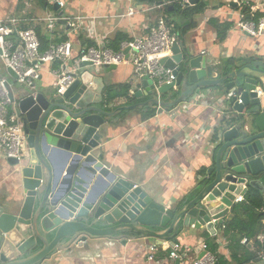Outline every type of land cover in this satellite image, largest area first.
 <instances>
[{
  "label": "water",
  "instance_id": "water-1",
  "mask_svg": "<svg viewBox=\"0 0 264 264\" xmlns=\"http://www.w3.org/2000/svg\"><path fill=\"white\" fill-rule=\"evenodd\" d=\"M54 8L64 15L59 3ZM160 63L176 75L175 82L159 88L160 100L154 80L145 75L135 84L142 86L135 96L151 99L108 110L103 71L94 69L84 70L62 95L27 92L18 98L30 150L20 161L8 159L19 168L24 199L17 210L0 204V264H40L89 239L144 236L160 245L183 227H205L216 238L238 195L249 186L264 195V59L244 66L210 63L180 40ZM207 96L223 111L211 164L175 206L103 162V127L124 111L144 107L146 119L152 107L178 111Z\"/></svg>",
  "mask_w": 264,
  "mask_h": 264
},
{
  "label": "crops",
  "instance_id": "crops-1",
  "mask_svg": "<svg viewBox=\"0 0 264 264\" xmlns=\"http://www.w3.org/2000/svg\"><path fill=\"white\" fill-rule=\"evenodd\" d=\"M64 1L63 12L68 16H97L96 35L105 37L108 44L121 33L125 34L128 40L146 35L148 27L155 23L159 16L167 14L172 19L171 15L178 13L182 20L176 23L172 19L178 32L180 28L190 25L182 36L183 43L197 54L204 51L203 54L207 55L210 63L231 59V66H241V59L252 56L257 57V60L264 59V33L253 36L243 32L238 26L240 20L248 19L251 7L258 9L260 15H264V0H239L240 4L237 0H202L206 4L204 9H198L196 3L186 8L178 5L179 11L173 7L169 9V5L162 9L153 8V5L137 0ZM232 1L238 4L232 5ZM129 9L137 12L132 16L125 15ZM50 13H58L52 0H45V3L41 0H0V18L21 19L22 26H31L37 30L39 36L46 41V47L54 40L58 43L59 40L71 39L75 43L76 55L83 46V36L87 37L86 32L76 34L61 23L56 26L54 37L51 38L43 20ZM23 19L32 20L26 22ZM214 21L231 24L224 39L219 38L218 24ZM88 40L95 43L94 39ZM59 65L60 63L56 62L41 67L42 77L37 82L35 91L27 90L16 82L18 87L14 86V98L18 101V98L27 92H36L35 95L42 93L45 96L56 94L52 70L59 68ZM133 69V65L126 61L110 72L105 69L102 72L106 87H130L129 95H122L108 102V110L151 99L152 96H135V92L142 86L138 83L133 86ZM0 76L7 79L11 77L1 59ZM213 101L211 96H207L201 101L186 102L178 111L165 109L162 113L157 112L158 108L152 107L148 112L151 114L146 119L144 114L147 110L144 107L126 111L114 122H109L103 127V162L111 171L142 186L156 200L168 207L175 206L211 164L213 138L223 112ZM29 150L27 144L26 155ZM57 159L62 160V156L58 155ZM23 199L19 168L9 163L0 152V204L8 210H17ZM232 217L234 214L231 208L225 221L231 220ZM221 226L217 227L218 235L214 237V242L219 244L218 252L230 259L228 240L223 236ZM205 232L210 235L205 227H183L176 235V240L184 245L189 256L195 257L206 242ZM52 237L53 235L50 236ZM170 242L171 240H164L158 245L154 258L149 259V247L156 244L154 238L130 236L119 240L89 239L83 244H72L67 250L53 253L40 264H176L177 260L169 257ZM247 242V239L243 240V243ZM252 244L253 241L250 242V247ZM260 259L249 264H264V258Z\"/></svg>",
  "mask_w": 264,
  "mask_h": 264
},
{
  "label": "built area",
  "instance_id": "built-area-1",
  "mask_svg": "<svg viewBox=\"0 0 264 264\" xmlns=\"http://www.w3.org/2000/svg\"><path fill=\"white\" fill-rule=\"evenodd\" d=\"M237 1L240 4V1ZM56 2L63 10L65 1L52 0V3ZM172 4L186 8L191 5V0H160L153 8L162 9ZM257 11L258 9L251 7V18L242 19L238 23L243 32L253 36L264 33V16L255 19ZM136 12L134 9H129L125 15L132 16ZM97 18L85 14L62 16L58 13H50L43 18L46 22L45 29L51 38L54 37L56 26L62 23L76 34L86 32L87 37H84L95 40L91 45L81 46L76 55L75 43L71 39L58 43L54 40L45 51H42L40 36L35 28L22 26L21 19L15 17L0 18V59L7 69L12 68L16 72L15 81L30 91H35L37 88V82L42 77L41 67L59 62V68L52 70L55 77V91L58 95L64 94L81 76L82 68H92L102 72L106 66L113 64L118 66L127 61L134 67L132 84L135 85L143 76L148 75L154 80L160 100L162 93L159 88L176 81L173 70L160 63L163 58L172 56L173 46L180 41L174 21L167 14L159 16L156 22L148 27L146 35L122 42L120 50L116 51L109 46L105 37H97L95 31ZM24 20L28 22L32 19ZM127 48L129 52L125 54ZM13 91V83L6 77L0 76V152L6 159L15 158L20 161L27 153V136L24 132L23 119L17 111V100ZM244 200V195H239L236 203ZM259 240L263 242L264 235L259 236ZM168 248L169 257L177 260L179 264H220L218 254L211 251L205 242L195 257L189 256V252L178 240L171 241ZM157 249V244L149 247L151 254L149 259L154 258ZM259 256L264 258V249L259 252Z\"/></svg>",
  "mask_w": 264,
  "mask_h": 264
},
{
  "label": "trees",
  "instance_id": "trees-1",
  "mask_svg": "<svg viewBox=\"0 0 264 264\" xmlns=\"http://www.w3.org/2000/svg\"><path fill=\"white\" fill-rule=\"evenodd\" d=\"M45 3V0H41ZM141 3H147L149 5H156L160 2V0H137ZM198 9H204L206 4L199 0L196 5ZM174 8V10L179 11V6L177 4L169 5L168 8ZM199 12V11H198ZM264 16L260 15L258 12L255 15V19ZM248 18H251L249 15ZM218 25V36L220 39H224L226 37V33L230 28V23H219L214 21ZM26 27V26H25ZM190 28V25L184 26L179 29V40L182 41V36H184L187 30ZM39 34V33H38ZM41 40V50L45 51L48 47H46V41L40 37ZM127 36L125 34H118L114 37L113 40L109 41V46L114 50L118 51L121 48V44L124 41H127ZM63 40H59L61 42ZM82 43L84 46H88L93 44L92 41L88 40L83 36ZM257 60V57H249L245 59H241V65L252 64ZM231 59L225 61V63L231 64ZM124 88V89H123ZM130 87L128 85H111L106 87L105 94L107 101L114 100L119 96H127L129 95ZM133 102V101H131ZM150 111V110H149ZM148 111V112H149ZM155 112L152 111V114ZM126 113L124 111L120 115ZM151 113H148L150 115ZM120 115L118 117H120ZM117 117V118H118ZM244 202L236 203L232 207V212L234 217L231 220H226L224 224L221 226V232L224 237L228 240V249L231 252L230 259H227L225 256L218 252L219 244L214 242V237H211L207 232L204 233L206 237V244L210 248L211 251L216 252L220 259V264H249L253 262L260 261L259 252L264 249V241L261 242L259 240V236L264 233V195L258 191L257 189L249 186L244 195ZM247 239V243H243V240ZM167 240L175 241L176 236L169 237ZM253 241L252 246L250 247V242Z\"/></svg>",
  "mask_w": 264,
  "mask_h": 264
},
{
  "label": "rangeland",
  "instance_id": "rangeland-1",
  "mask_svg": "<svg viewBox=\"0 0 264 264\" xmlns=\"http://www.w3.org/2000/svg\"><path fill=\"white\" fill-rule=\"evenodd\" d=\"M49 4H50V3H49ZM50 6H52V4H50ZM171 17H172V19H173L176 23H178L179 20H180V21L182 20V18H180V16H179L178 13H174V15H171ZM83 70H86V69H83V68H82V72H83ZM9 79H10V81L13 83L14 86L16 85V86L18 87V85H17L15 79H12L10 76H9ZM26 89H27V88H26ZM27 90H29V89H27Z\"/></svg>",
  "mask_w": 264,
  "mask_h": 264
}]
</instances>
